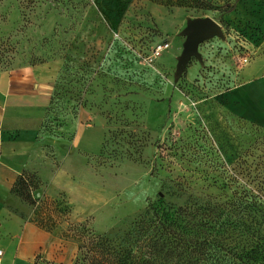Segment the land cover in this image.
<instances>
[{"label":"rangeland","instance_id":"374dc122","mask_svg":"<svg viewBox=\"0 0 264 264\" xmlns=\"http://www.w3.org/2000/svg\"><path fill=\"white\" fill-rule=\"evenodd\" d=\"M212 1L0 0V69H41L51 92L39 137L81 152L67 162L79 185L39 203L20 196L52 233L34 264H87L91 237L121 240L150 206L218 198L232 181L221 172L264 152V0L229 13ZM204 16L224 36L200 43L177 75L186 22ZM159 41L169 46L155 57ZM25 177L33 197L38 181Z\"/></svg>","mask_w":264,"mask_h":264},{"label":"trees","instance_id":"16d2710c","mask_svg":"<svg viewBox=\"0 0 264 264\" xmlns=\"http://www.w3.org/2000/svg\"><path fill=\"white\" fill-rule=\"evenodd\" d=\"M154 1L196 9L215 6L212 0ZM236 2L225 0L223 12H231ZM236 160L232 173L221 172L232 181L220 186V197L150 206L121 240L91 237L87 264H264V152L252 161ZM27 174L18 177L12 191L33 204L34 197L24 191Z\"/></svg>","mask_w":264,"mask_h":264},{"label":"crops","instance_id":"0c3cea01","mask_svg":"<svg viewBox=\"0 0 264 264\" xmlns=\"http://www.w3.org/2000/svg\"><path fill=\"white\" fill-rule=\"evenodd\" d=\"M38 72L41 69L35 67L0 69V264H34L52 247V233L38 219L35 206L12 192L18 177L23 173L37 176L33 197L38 203L81 180L67 165L71 158L81 157L79 149L73 147L60 155V150L52 151L39 137L51 91Z\"/></svg>","mask_w":264,"mask_h":264},{"label":"water","instance_id":"95a60500","mask_svg":"<svg viewBox=\"0 0 264 264\" xmlns=\"http://www.w3.org/2000/svg\"><path fill=\"white\" fill-rule=\"evenodd\" d=\"M182 33L185 39L182 43V50L177 57L176 74H181L191 57L200 59L198 46L203 41L214 36L223 38L221 25L212 17L204 16L188 19Z\"/></svg>","mask_w":264,"mask_h":264},{"label":"built area","instance_id":"2783aa9c","mask_svg":"<svg viewBox=\"0 0 264 264\" xmlns=\"http://www.w3.org/2000/svg\"><path fill=\"white\" fill-rule=\"evenodd\" d=\"M169 46V43L167 41H160L156 45H154V56L160 55L161 52H163L167 47ZM3 255V250L0 248V258Z\"/></svg>","mask_w":264,"mask_h":264}]
</instances>
